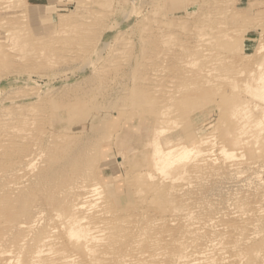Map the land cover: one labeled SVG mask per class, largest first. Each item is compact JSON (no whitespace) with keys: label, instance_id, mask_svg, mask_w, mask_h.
<instances>
[{"label":"rangeland","instance_id":"1","mask_svg":"<svg viewBox=\"0 0 264 264\" xmlns=\"http://www.w3.org/2000/svg\"><path fill=\"white\" fill-rule=\"evenodd\" d=\"M263 74L264 0H0V179L29 156L12 182L40 228L83 182L120 215L140 209L159 143L240 140L214 167L254 162L264 182L249 91Z\"/></svg>","mask_w":264,"mask_h":264},{"label":"bare ground","instance_id":"2","mask_svg":"<svg viewBox=\"0 0 264 264\" xmlns=\"http://www.w3.org/2000/svg\"><path fill=\"white\" fill-rule=\"evenodd\" d=\"M249 91L264 114V74ZM258 132L263 139L264 128ZM210 142L165 149L158 142L152 168L161 178H139L142 206L133 213L120 215L98 183L83 182L50 200L53 226L43 228L36 220L43 212L34 216L28 191L12 182L30 161L25 157L0 179V264H264L263 166L236 162L226 175L214 167V153L237 158L241 141L217 150ZM192 174L199 175L195 183Z\"/></svg>","mask_w":264,"mask_h":264}]
</instances>
